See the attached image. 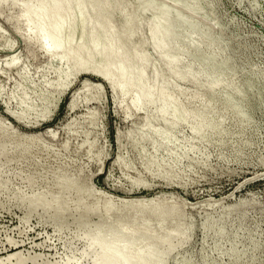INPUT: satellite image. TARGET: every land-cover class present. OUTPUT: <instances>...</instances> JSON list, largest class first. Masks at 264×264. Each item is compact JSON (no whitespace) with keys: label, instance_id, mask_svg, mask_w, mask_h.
I'll return each instance as SVG.
<instances>
[{"label":"rangeland","instance_id":"374dc122","mask_svg":"<svg viewBox=\"0 0 264 264\" xmlns=\"http://www.w3.org/2000/svg\"><path fill=\"white\" fill-rule=\"evenodd\" d=\"M78 2L67 19L108 8L94 31L133 23L121 48L157 89L136 108L134 57L121 93L73 65L89 54L42 49L22 0H0V258L18 254L2 264H92L102 219L171 232L148 264H264V0Z\"/></svg>","mask_w":264,"mask_h":264},{"label":"bare ground","instance_id":"6f19581e","mask_svg":"<svg viewBox=\"0 0 264 264\" xmlns=\"http://www.w3.org/2000/svg\"><path fill=\"white\" fill-rule=\"evenodd\" d=\"M33 1H39L40 6L34 7L31 4ZM97 1H101V0H97ZM13 2H14V0H13ZM22 2H24L25 5H24V7H22V10L20 9L21 14L19 17L22 19H26L29 17L34 19V21H35L34 24H31V25L29 24L27 30L34 32V34L36 35L35 37H37V39H36L37 42L39 43L40 47L42 49H44L46 52L51 51V50H55V49H62V50L67 49L68 55H70L72 53L76 56H79L81 54L85 55V53L89 54V57L87 56L88 59H86L87 61L85 60L86 61L85 64H78L76 61H74L73 65L75 67H78V68H83V69L89 70L92 73L98 75L99 77L106 79L112 89H114V90L117 89V91L119 90V92H121V93H124L126 88H128V85H129L128 83L130 81L129 79H131L130 78L131 74L129 76L127 73H125L126 72V70L124 68V66L126 65L125 63H127L129 61V59H130V61L132 60V58H130V57H134L136 59L137 65H138V67L135 66L138 68V69L135 68V70L137 69L135 74H136V77L139 80L140 84L137 88V93L135 94L133 105L136 108L139 107L140 100H141L140 96H145V97H147L148 100L152 98V95L154 94L153 92L157 89V87H156V89L154 90L156 84H158L157 83L159 80L158 76L155 73L148 75V73H149L148 71L146 72L147 74H145V71H146L145 69L149 68V66L147 65L148 60L145 57L143 58L142 54H141L142 57L137 55L136 50L134 49V48H136V46L134 48H127V47L121 48V45H122L121 43L123 42L125 35L130 33V32L132 33L131 28L133 26V23L131 25L130 24L131 22L128 23L129 22L128 21L127 22L128 24L126 23L124 32H123V29H121L120 31H117L115 29L114 25L106 26V28H103V29H105L103 31H100V30L94 31L96 23H98V21L103 16V14L108 10V8L105 5L103 6L102 9H99L98 11H90L89 14L91 15V18H89V16L86 17L85 15H81L77 18L67 19L66 18V13H68L67 11L71 8H73L77 11H82V9H83L82 3L78 2L72 6V0H24V1L22 0ZM133 22H135V21L133 20ZM185 22H187V21L185 20ZM86 27L90 28V30H91L90 34L92 36H100V35H103L104 33H106V35H108L107 38L109 39L108 40L109 43L108 42L106 43L108 45L101 46L97 41H93V43L90 46L86 45L85 44L86 31H87ZM133 28H134V26H133ZM158 33H156V34H158ZM152 34L154 35V33H152ZM116 42L118 44V49L113 48L114 43H116ZM158 43L159 42L156 40L154 47H153V50L160 48ZM73 47H75V49L71 53L69 49H71V48L73 49ZM138 53H140V52H138ZM101 58H104L106 60V61L104 60L105 63L102 61L104 64H100ZM169 62H170V63H168L169 66H171V64L175 63L174 60H170ZM131 64H132V62L128 63V66L130 65L129 68L131 66H133V64L132 65ZM127 69H128V67H127ZM117 74H119V75L121 74V76L118 77L119 80H120V78H123V77L125 79V80L122 79L123 83L121 85H119L121 83V80L117 84V82L119 81V80L117 81V79L115 77V75H117ZM119 75H117V76H119ZM222 79H223V77H222ZM221 82H222L221 84H223V80ZM131 85H129V86H131ZM209 88H210V86H209ZM158 94H159V98L161 101V103H160L161 107L164 108L166 106L167 101L169 100L168 96L166 95L167 96L166 97L163 94L162 90H160ZM211 94H212V92H211ZM170 112L172 115H175V116L177 115L178 111H177V108L175 105L171 107ZM45 200H47V199H45ZM28 206L30 207V205H28ZM30 209H32V208H30ZM104 210H106V209H104ZM102 218H104V216ZM100 219H101V217H100ZM109 220H110V218H109ZM103 221H104V219H102V221L100 220L99 222H97V226L93 229V233L90 235V241H89V243L87 242L88 245L83 251V254H85V252H87L89 250L94 251V253H95V256H93L94 257V259H93L94 263H92V264H112V262H115V264H148L145 258H150V259H154V260H161L162 258L165 257V255L167 253H169L173 249V245L171 243V240L173 239V234L171 232L162 233V234H160L161 233L160 232L159 233L160 236L162 235L163 237H159L157 235L147 233V229H145L146 232H143L141 230L130 231V228H129V231H127L126 229H128V228H126V229L123 228V227H125L124 222H123L124 226H122V227H120V226L117 227L114 224L115 228H113V230H112V229H109L107 226H105L104 223H106V221L104 223H102ZM108 223H110V222L107 221L106 224H108ZM118 223H119V220H118ZM126 223H128V222H126ZM130 224L131 223L128 224L129 227L131 226ZM110 225H113V224H110ZM120 225H122V224H120ZM138 225H137V227H138ZM128 226L126 225V227H128ZM131 228L135 229L136 227L134 228V226H132ZM149 232H151V231H149ZM85 235H87V234L85 233ZM123 238L125 239L124 243H122ZM87 240H89V238ZM145 247H147L146 250H144ZM159 248H164L165 250H163V252H162L159 250ZM95 250H96V252H95ZM93 251H92V253H93ZM143 251L146 252L147 254H143L142 253ZM16 255H18V254H13V255L8 256V257L5 256L4 258H0V264L9 260L13 256L16 257Z\"/></svg>","mask_w":264,"mask_h":264},{"label":"trees","instance_id":"16d2710c","mask_svg":"<svg viewBox=\"0 0 264 264\" xmlns=\"http://www.w3.org/2000/svg\"><path fill=\"white\" fill-rule=\"evenodd\" d=\"M63 105H64V104L62 103V107H63Z\"/></svg>","mask_w":264,"mask_h":264}]
</instances>
